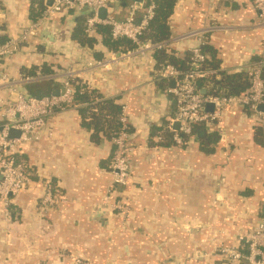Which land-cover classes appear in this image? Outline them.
<instances>
[{"label":"crops","instance_id":"crops-1","mask_svg":"<svg viewBox=\"0 0 264 264\" xmlns=\"http://www.w3.org/2000/svg\"><path fill=\"white\" fill-rule=\"evenodd\" d=\"M32 1L0 0V35L18 41V50L3 61L9 78L18 81L21 69L42 63L72 70L75 79L125 105L139 126L129 140L130 177L116 186L111 141L95 142L75 108L49 116L40 137L21 148L31 182L9 205L0 202V264H229L216 247L241 250L240 237L264 218V139H254L255 128L264 123L227 107L214 124L220 135L209 153L197 144L150 145L162 128H178H169L175 112L167 93L172 82L156 76L153 55L90 73L87 68L97 59L72 39L73 10L45 25L52 39L41 34L44 26L34 39L19 41L33 22ZM170 26V51L180 55L206 42L223 69H238L252 57L250 69L261 67L264 79V24L250 0H176ZM206 28L215 29L203 40L199 33ZM37 82L23 83L21 91L40 97L57 90L42 93L34 88ZM5 89L0 97H7ZM45 185L61 204L42 207ZM109 194L121 209L104 203Z\"/></svg>","mask_w":264,"mask_h":264},{"label":"built area","instance_id":"built-area-1","mask_svg":"<svg viewBox=\"0 0 264 264\" xmlns=\"http://www.w3.org/2000/svg\"><path fill=\"white\" fill-rule=\"evenodd\" d=\"M50 4L46 6L41 15L33 21L27 30L22 33L19 41L28 42L34 39L40 30L54 18L63 12L70 10H87L89 14L85 19L84 32L87 35H95L99 27L109 30L112 41L127 40L133 44L132 49L104 55L87 68L93 72L98 68H105L106 64L117 65L120 62L135 56H150L156 51L167 49V42L150 43L141 42L140 37L147 28L149 21L154 16L155 2L143 0L142 2L131 1L128 5V15L125 20H117L112 15V3L116 0H44ZM253 10L257 13L258 23L264 24V0H250ZM145 8V14L137 19V12ZM104 10L102 17L100 11ZM215 28H206L199 35L204 40L208 32ZM193 33L187 37L197 35ZM205 42V41H204ZM18 50V41L9 40L0 44V90L8 92L7 97H0V202L9 205L11 199L24 191L31 182L29 168L26 163L19 160L21 148L25 143L38 139L45 129L46 119L57 110L70 107L74 98L72 70H60L52 68L45 76L33 77L22 76L18 81L9 78L4 72V58ZM205 57L199 48L191 51L188 67L185 70L176 68L171 64H165L155 70L156 76L165 81L172 82L167 93L175 101V112L169 120V128L177 124L178 128L171 130L172 139L176 144H181L180 134L194 137L193 130L196 125L220 122L227 107L248 108L255 116L253 117L260 125L264 123V79L262 69L259 66L249 70L250 85L246 92L237 97H218L203 95L199 91L198 81L212 74L208 70L201 69ZM41 79H51L59 82L62 88L57 89L58 95L25 96L21 91L23 83L35 82ZM5 87V88H3ZM211 105V107H210ZM261 107V109H260ZM126 106H121L119 122L121 129L112 138L113 154L111 171L112 184L124 186L130 177L129 154L132 147L126 132L127 112ZM220 128L219 125H216ZM18 132L17 137H10L9 132ZM161 140L160 136L156 141ZM110 195L104 198L105 204L121 209V206L112 205ZM43 208H53L62 203L59 196L53 194L49 185H45L41 197ZM243 241L241 250L220 244L216 252L229 264H237L241 261L246 264H264V218L240 237ZM73 264H81L75 260ZM85 264V263H84Z\"/></svg>","mask_w":264,"mask_h":264},{"label":"trees","instance_id":"trees-1","mask_svg":"<svg viewBox=\"0 0 264 264\" xmlns=\"http://www.w3.org/2000/svg\"><path fill=\"white\" fill-rule=\"evenodd\" d=\"M132 0H116L112 3V15L117 20H125L128 15V5ZM155 2L154 16L148 23L147 28L143 31L141 42L159 43L167 42L171 38L170 17L173 12L176 0H153ZM47 4L44 0H33L30 10V18L35 21L46 8ZM146 9L142 8L137 12L136 18L139 19L145 14ZM75 14V24L71 31L72 39L82 47L92 49L96 59L102 58L106 54L118 53L123 50L132 49L133 44L127 40L112 41L109 37V30L106 27H99L95 35H87L84 32L85 19L89 12L87 10H73ZM6 42V37L0 35V44ZM203 53L205 60L201 65V69L208 70L212 74L198 81L199 91L205 89V95H213L218 97H237L246 92L250 85L249 64L256 62L254 58L247 57L238 69L225 70L220 64V58L217 51L206 42L198 45ZM104 50V51H103ZM155 59V69H159L165 64H171L178 69L185 70L188 67L191 52H183L176 54L169 49L156 51L153 55ZM55 68L51 64L42 63L30 68L21 69L23 76L41 77ZM34 88L42 93L50 92L53 89H61L62 85L51 79H41L35 84ZM72 88L74 90L73 102L69 108H75L79 113L81 126L92 133L93 140L98 142L100 138L112 140L114 135L121 129L119 116L121 106L116 104L114 99L100 94L93 88H90L85 82L72 79ZM25 96H31L27 90H22ZM247 116L254 117L255 114L248 108H240ZM126 132L128 138H132L136 133L139 124H136L132 117H127ZM152 132L155 131L153 123L146 124ZM159 130V129H157ZM162 128L158 135L161 140L152 142L150 145H159L167 148H188L197 144L199 150L209 153L213 150L219 137V131L215 129L214 123L196 125L193 130L194 137L180 134L181 144H176L172 139V131ZM202 130L204 134L198 136V131ZM153 134V133H152ZM154 135V134H153ZM257 136L264 139V127H256L254 131V139L257 143ZM112 143V141H111ZM264 144V140L260 142ZM113 146V144H112ZM114 149V147H113ZM19 160H23V156H19ZM25 163V162H24ZM27 165V164H26ZM28 166V165H27ZM29 167V166H28ZM32 174L30 168L27 169Z\"/></svg>","mask_w":264,"mask_h":264},{"label":"water","instance_id":"water-1","mask_svg":"<svg viewBox=\"0 0 264 264\" xmlns=\"http://www.w3.org/2000/svg\"><path fill=\"white\" fill-rule=\"evenodd\" d=\"M132 1L142 2L143 0H132ZM47 4L49 5V4H50V1H48ZM100 14H101V16L103 17V16H104V10H101V11H100ZM41 34L44 35V36H47L49 39H52L51 36H49V32H48L47 26H45V28L42 30ZM201 93H202L203 95H205V94H206L205 89H202V90H201ZM54 95H55V96L58 95V90H56V91L54 92ZM38 97H39V96H37V98H38ZM210 107H211V105H210ZM260 109H261V107H260ZM203 134H204V132H203L202 130H199V131H198V136H202ZM9 136H10V137H17V136H18V132L10 131V132H9ZM262 213L264 214V206H263V208H262Z\"/></svg>","mask_w":264,"mask_h":264}]
</instances>
